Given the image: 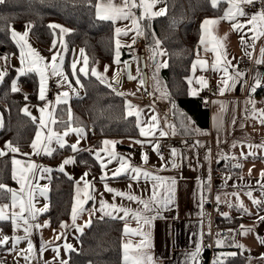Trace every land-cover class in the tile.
<instances>
[{
	"label": "snow or ice",
	"instance_id": "6c2138e0",
	"mask_svg": "<svg viewBox=\"0 0 264 264\" xmlns=\"http://www.w3.org/2000/svg\"><path fill=\"white\" fill-rule=\"evenodd\" d=\"M5 0H0V4H3ZM89 4L92 3V0H88ZM164 0H96L95 4L92 5L95 8L96 17L102 21H111L115 24L117 21L125 20L131 21V26H126L125 28L115 27L114 29V39H115V56L113 63L118 66L116 74L109 80L106 76V73L109 70V66L104 67L103 73L97 71L95 67L90 69L91 75L96 77L100 83L106 84L107 87L112 89V91L117 92V95H125V93L118 92L114 85H119L121 83V75L126 70L128 65L127 61L122 62L120 59L121 52L120 49L122 46L131 48V45H122L121 36H128L129 32H133L134 35L131 37L132 44H135L137 37H142L146 35L147 25L143 24L142 21H151L155 17L163 16L167 12V8H160L155 10L157 5L163 3ZM260 3L261 8L254 12L248 13L246 7L255 6L257 3ZM223 3H226L228 7L223 11V14L215 18H205L201 24V32H208L209 28L207 26L218 25L221 21L232 22L231 27L234 31L243 32L247 27L249 32H252L253 35L249 37L251 43L245 39L246 33L241 35L240 43L241 46L245 48L246 55L250 58L252 56L251 52L247 51V48L255 49L256 41L264 37V0H209L210 7L212 9H218L219 6ZM139 10V15L136 14V11ZM240 17H245L246 22H241ZM250 26V27H249ZM49 28L55 30H60L61 36V48L66 50V45L63 42V34L68 33L70 30L64 28L61 25H49ZM31 29V24L26 25V30L23 33L17 32L14 29L12 30L11 36L15 41L16 45L20 49L19 61L21 67L17 69L18 76L16 79H13L11 82V91L19 92L20 88L18 86L17 80L20 76H24L28 73H37L39 76V90H38V99L44 101V106L40 107L38 111L40 116H31L29 108L26 106L23 111L25 114L31 116L34 123H37V130L35 136L32 139L29 147L31 148V153H21L24 156L31 155H40L41 153L51 156L57 149L53 147V143L57 145L60 149L65 148L66 146L71 149L73 153L81 151L79 144L80 141L86 139L85 128L79 125H75V121L71 112V109L68 108L67 114L68 119H60L56 116V106L60 104H68L69 100V91L59 92L56 96L55 103L47 100V84L51 76L59 77L60 81L58 82L59 86H64L65 84L69 89L75 91L72 86V81L69 80V76L65 74L64 71V57L61 55L60 51H56L51 56V62H45L46 58L43 57L36 49H34L28 41L29 31ZM224 40L227 39V34L223 37ZM161 42L156 39L154 41V47L151 49L152 55L150 59L156 62L157 71L160 67H167V62L156 61L157 56H163L165 53L160 48ZM200 44L205 45V51L211 50L215 53V59L211 64V68L214 71L222 72L220 82L218 84V89L221 95L225 91L234 90L238 84L241 86H247L249 89V96L246 101V104L251 105V109L245 108V111L249 113L252 119L258 120L261 125H264V108H257L256 102L252 98V94L256 93L258 89L264 87V74L257 72L253 76V83L247 85V81L244 80L245 73L236 70L235 66L232 65L231 60L227 59V51L224 45L217 39L211 49H208L203 35L200 39ZM57 41L53 40L52 48H56ZM51 51V49H50ZM81 57H83V66L77 69L78 60H73L71 68V76L75 78V84L81 85L79 73L87 76L88 71V59L84 55V50L81 49ZM7 56H0V60H8ZM264 63V46L259 50V58L255 60L256 65ZM197 64H199L202 70H207L208 62L199 58V52H197V60L193 63L192 69L195 72ZM123 65V66H121ZM231 69V70H230ZM7 75V68L0 70V83H2ZM139 75V69L137 68V75L133 76L132 79L136 80ZM156 80L157 90H159V81L154 76ZM189 84H192L191 78H189ZM196 83L199 84L202 88L207 87V81L203 76L197 78ZM140 86H142L143 81L140 80ZM139 90V88L137 89ZM192 95L197 94L196 89H190ZM135 95V93H131ZM151 95V94H150ZM169 94L164 91L161 94V98H168ZM25 99L27 95L25 94ZM126 118L134 117L136 126L140 129V135L143 137H148L155 135L154 130H159L161 136H166L168 133L160 129V122L156 115H152L147 121L143 117V110L138 106L132 104L131 101H126L125 103ZM46 114V115H45ZM183 115V114H182ZM185 119H189L185 117ZM2 120V118H0ZM235 123V120H233ZM75 125V126H74ZM54 126H62L63 130L60 131ZM173 129L174 134V125H169ZM243 127V125H242ZM199 131V130H197ZM71 134H75L77 139L75 143L68 144L66 137ZM118 141L105 139L101 142V146L98 149H85L89 152H94L95 159L99 163L102 171L100 181L103 184L104 192L112 194L113 202H109L104 198V193L96 192L95 185L92 181L88 180L87 177L90 175V172H85L76 181V195L74 197V202L71 208V225L67 222L61 221L60 229L64 230L69 227L75 228L79 232H83L85 227H89L92 222V217L95 216L97 212L100 213V219L103 220L105 217L112 219H120L124 221V227L122 229V264H157L156 260L150 253L152 247L151 243V231L150 228L160 214L168 210L171 205L176 201V191H177V179L175 177H160L155 175L152 171L142 168L131 163L130 159L125 155L118 153L115 150V146ZM135 143L141 144L142 141H135ZM199 144V142H197ZM244 146V145H241ZM233 148L237 147L236 143H233ZM248 152H240L239 157L235 155L229 156L227 154H222L221 158L225 160H239V158L247 159L248 156H256L257 150H264V141L259 144L248 143L246 145ZM5 148L12 153H19V146L13 145L11 141L5 142ZM156 151L157 155L160 156L161 160H164L163 155L159 151V145H154L153 148ZM210 151V150H209ZM7 153L3 150H0V156L6 155ZM171 160L168 163L171 164L172 168H179V160L183 159V155L176 149H170ZM208 158V157H206ZM142 160L145 164L148 162L147 154H142ZM106 161V162H105ZM113 161H117L119 166L115 169L109 170L111 172V177H109L108 171L105 169L108 168V165ZM13 179L19 185L18 189H13L8 187L4 183H0V198L3 193L9 194V203H0V221H10L13 228V235L11 237L4 235L2 229H0V245H6L11 241L10 251L17 250V246L21 241L27 242L26 249H19L18 255H23L26 261L31 260L32 254L36 251V248L31 239L33 235V230H41L43 228L50 227V222L45 221L44 223L36 222L38 217L44 212L48 211V205L45 204L43 207L36 206L37 195L41 197L47 196L48 187L47 185L41 186L38 183H34L37 178V174H40V178H44L43 174L50 173L52 169L43 167L36 164L32 161L22 162L13 158ZM76 159L74 156H69L65 158L62 163L59 165L58 171L64 172L66 165L75 164ZM19 165V168L17 166ZM233 167L242 168L243 165L239 162L235 163ZM252 169H249V175H251ZM126 176L130 181L139 182L141 179L150 182V188L145 185L143 191L148 192L147 198L142 195H137L132 189V184L129 183L128 191H122L116 188H113L109 185L108 180L110 178H120ZM261 177L264 179V170L261 172ZM72 177H69L71 179ZM231 177L225 178V185ZM243 179V176L240 177ZM260 183V181H258ZM261 188H264V183L260 184ZM204 187H207L210 191V177L209 182L205 186L201 181V208L206 201V197L203 195ZM238 187V186H234ZM249 199L252 200V203L259 207L261 204H264V200H258L252 196V192L249 191L245 193ZM99 195V200L97 201L98 207L95 205L91 209H85L84 205L89 201H95L96 196ZM224 198L222 199L220 194H217L215 201L217 204L224 203L229 208L236 207L243 212L251 215L249 210L244 205L243 201L240 199L239 192L224 193ZM120 197L121 200H126L129 202H134L138 205L136 208L131 206H126L124 203H115L116 198ZM229 197H235V204ZM88 211L89 218L84 221V223L78 224L77 221L81 215ZM122 213V215H121ZM221 215L225 219H230L228 212H223ZM135 221L136 227H130L128 221ZM258 222L264 223V215L258 216ZM23 228V235H17L16 232L18 229ZM55 232V230H53ZM233 229H228L229 233H232ZM254 231V227H245L240 225V234L247 235L250 232ZM211 234L210 232L208 233ZM201 239L196 243L195 249L187 254V259L191 260L193 264H199L198 258L202 251L203 247V236L205 235L201 232ZM217 237H220V233L216 234ZM62 237L66 238V232L61 231L58 235H55L53 241H41L40 254L42 255L47 248L52 247L55 240H60ZM127 239H124V238ZM138 238V239H133ZM231 239L233 241L231 246L243 249L245 246L235 242L234 236H225L223 238H217L215 240L216 247H223L227 240ZM258 242L264 245V237H257ZM211 247V245H208ZM66 252L75 251L71 243H66L63 245ZM53 251L56 253L54 259L59 258L60 248L53 247ZM236 252H220L217 254L216 258L212 261V264H225V261L228 257L236 256ZM261 258H264L262 254ZM45 264H50V262L45 261ZM59 264H68L67 260H59Z\"/></svg>",
	"mask_w": 264,
	"mask_h": 264
},
{
	"label": "crops",
	"instance_id": "0c3cea01",
	"mask_svg": "<svg viewBox=\"0 0 264 264\" xmlns=\"http://www.w3.org/2000/svg\"><path fill=\"white\" fill-rule=\"evenodd\" d=\"M161 5L162 8H165V4L162 3ZM261 6L262 5L258 2L253 7L252 11L250 12L248 11V8L250 6L246 7V11L248 13H254L258 11L261 8ZM227 7L228 5L225 4L224 10H226ZM134 11H136V14L139 15V10H134ZM209 18H215V17H209ZM239 20L242 23L246 22L245 17H240ZM120 21H125V20H120ZM128 21L129 23H131L130 20ZM231 24L232 22L225 20V21H221L218 25L207 26L209 28V31L202 33V35L204 37L208 49H211L213 47L217 39L220 40V42L224 45L227 51V59L231 60L232 65L235 66L236 70L245 73L244 80L247 81V85H251L253 83L252 78L257 72L264 74V63L261 64L263 66L261 69L255 66L249 68L240 65L239 60L246 59L255 62V60L259 58L260 48L264 46V37L256 41L255 49L247 48V51L252 53V56L250 58L248 55H246L245 48L241 46L240 37L241 35H244L246 33L245 39L248 40L249 43H251L249 37H251L253 33L249 32L247 27L243 30V32L234 31L231 27ZM115 27L116 25L114 26V29ZM225 34H227L226 40L223 39ZM122 45H131V48L126 46L121 47L123 51V56H122L123 59L130 54V51L133 49L135 44H132L131 41L130 42L126 41L122 43ZM198 45L199 48L198 50L195 51L196 53L193 63L197 60V52H199V58L208 62L207 70H202L199 64H197L196 70L195 72H193L191 66L189 78H191L192 84L190 85L188 82V90L190 93V89H196L197 90L196 95H203L204 102L209 103V109H208L210 115L209 130L203 132L197 129L193 125L190 119L187 120L185 119V116L182 115V113L179 114L180 118L176 119L175 115L173 114L174 110L171 107L166 106L168 108L167 110L171 112L170 114L171 123L169 125H174L176 127V122L178 126L182 124L187 130L186 134L189 135L188 137H178L176 135V132H174L173 134V129L170 128L169 125H167L164 121H162V114L160 113L159 110L155 108L151 109L149 107L139 106L143 110V112H148L150 116L156 115L158 117L161 130L168 133L167 135L170 134L176 137L177 139L176 149L184 157L183 159H180L178 161L180 167L172 168L171 164L168 163V161L171 160L170 149L165 154H162L164 160H161L160 156L157 155L156 151L153 150L154 145H158L159 140L165 137L159 134V130H155V135L152 136L143 137L140 135L138 138H133L136 139V141L137 140L142 141L143 146H141V144L138 143L131 144V142L121 141L116 144L115 150L118 153H121L125 155L127 158H129L132 164L150 170L155 175H159L160 177H164V178L175 177L177 179V191H176L175 203L171 205L168 210L163 211L160 214V217H158L155 221H153V224L150 228L151 243H152L150 253L156 260L157 264H193L191 260L187 259V254L195 249L196 243L201 239L200 234L201 232H203L205 235L203 236L202 251L198 258V262L200 261L206 246V240L209 239L208 233L210 232L212 227L211 221L209 219V213L206 209V205L210 203H213V206H224L223 212H228L231 218L233 217L244 218L241 225H244L245 227H254V231L248 233L247 235H241L240 227H239L235 242L245 246L243 249L238 248V252L241 253L243 256L247 257L248 263L246 264H249L250 261L253 262L254 264H264L263 263L264 258H261L262 254H264V245L260 244L257 239L258 236L264 237V223H259L257 217L258 212L264 211V204H261L259 207H257L252 203V200L249 199L248 196L245 194L251 191L252 196L254 198L258 200H264V188H261L260 186L261 183H264V179H262L261 177V172L262 170H264V150H257L256 156H248L247 159L239 158L238 161L225 160L221 158L222 154H227L229 156L235 155L236 157H239L241 151H243L244 153L248 152V148L246 147L248 143L259 144L262 141H264V125H261L258 122V120L252 119L249 113L245 111L246 107L248 109H251V105L246 104V101L249 96V89L247 86H241L240 84H238L234 90L225 91L223 95L220 94L218 89V84L220 82L222 72L214 71L211 68V64L215 59V53H213L211 50L205 51V45L200 44V42ZM147 50H148V56L150 58L152 52L150 49H148V47ZM157 61L163 62L165 60L163 59V56H157ZM9 65H10L9 59L0 60V70H3V68H7V72H8L9 69L12 68ZM106 65L109 66V69L113 70V72H115L118 69V67L116 69V65L114 63L106 64L104 62H100L97 64L96 67L97 71L103 73L104 67ZM113 72L111 73V75L113 74ZM17 76L18 74L16 72V77ZM106 76H108L107 73ZM150 76H151V95H152L157 91L156 80H154V76L156 77V75L154 73L153 68L152 69L150 68ZM201 76H203L207 81L208 84L207 87L202 88L199 84L196 83L197 78ZM160 79H161V75H160ZM161 81L162 84L164 85L162 79ZM52 82L54 81L50 79L49 86ZM139 85L140 84L138 85L136 84L135 86H126V87H129V90H132L134 92L135 91L139 92V93H135L139 95L142 94L140 90H137L138 88L140 89ZM55 94H51V95H55ZM54 97L55 96H53V98L50 101L53 104L55 103ZM252 98L255 100L257 108H264V87H261L260 89L257 90L256 93H253ZM221 101H225L224 103L225 106H221V104L219 103ZM151 103H153V98ZM25 107L26 106L24 105L23 109ZM27 107L29 108L30 106ZM57 107L58 105L56 106V110ZM38 109L39 108H37L36 106L29 108V111L31 112V116H36L38 118L40 116V112L38 111ZM0 118H2L1 115ZM233 120H235V123H233ZM2 125H3V121L0 120V129L2 128ZM84 128L86 131V139L80 141L79 147L81 151L79 152H89L86 151L85 149L91 148V141L89 139V128L87 126H85ZM65 139L68 142V144H72L76 142L77 137L75 134H71ZM196 141L197 142L205 141L208 144V151L204 153H199V155L196 156V157L204 158L202 159L205 161V167L203 170L209 169L207 175L208 178L206 179L205 177L204 180L198 177H193L191 166L189 164H186V167H184V160L188 158L189 149L191 147H193V149L195 148ZM233 143H236L237 147L233 148L232 147ZM52 146L55 147L57 150L60 149L57 145H55V143H53ZM0 150L5 151L6 153L10 152L6 148H0ZM31 152L32 150L31 148H29L25 153H31ZM92 153L93 156L95 157L94 152ZM145 153L148 156L147 164H145L144 161L142 160V154ZM51 156L45 155L43 153H41L40 155H31L30 157L21 154L19 156L18 155L13 156V158L20 160L22 162H27L30 160L38 165L52 169L50 173L43 174L44 178H40V174L38 173L37 178L34 181V183H38L41 186L47 185L49 189V182L52 172L58 171L59 165L62 163V161L65 158L69 156H74L76 159V156L74 155V153L71 151L70 148L60 158H51ZM221 161H223L222 169L221 168L217 169L216 167ZM236 161L241 163L243 167L242 168L233 167ZM118 166L119 164L117 161H113L111 164L108 165V168L105 169V171H108L109 177H111V172L109 170L115 169ZM17 168H19V165L17 166ZM249 169H252L251 175H249ZM12 172H13V167H12ZM85 172H90V175L87 177V179L94 183L97 194L103 192L104 198L109 202H113L112 194L104 192L103 184L100 181V177L103 174L102 171L100 170V172L97 175L96 173L91 172L88 168L81 167L77 163V160L75 164L66 165L65 171L63 172L64 174L74 178L75 180L74 197L76 195V181H78ZM229 176L231 177V179H229L227 181V184L225 185L224 183L225 178ZM241 176L248 177L247 182L238 183L241 180L240 179ZM209 177H210L211 188L209 191L207 187H204L203 195L206 197V201L203 204V207L201 208L200 206L201 181L206 186L209 182ZM258 181H260V183H258ZM108 183L111 187L122 191H128V185L129 183H131L132 189L135 192V194L142 195L145 198H147L149 193L143 191V189L145 185H147L149 188L151 186L150 182L148 181H145L143 179H141L139 182L130 181L126 176H122L120 178H110L108 180ZM234 186H238V187H234ZM18 188L19 185L16 183V187L14 189H18ZM232 192L240 193V199L243 201L244 205L249 210L251 215L243 212L242 210L236 207L229 208L224 203H220V204L216 203L215 197L217 194H220L223 199L224 193H232ZM99 198H100L99 195H97L95 201H89L87 204H85L84 205L85 209H91L94 205L98 207L97 201L99 200ZM229 199H231L233 204H235L236 202L235 197H229ZM35 203L38 208L43 207L45 204L48 205V198L47 196L46 198L45 197L39 198V196L37 195V199ZM115 203H124L125 205L131 206L132 208L138 207L136 203L129 202L126 200H121L120 197L116 198ZM99 217H100V213L97 212L95 216L92 217V219ZM220 217L223 216L220 214ZM88 218H89L88 211H85L78 219L77 223L82 225L84 221L88 220ZM0 222H10V221H0ZM36 222L42 224L45 222V220H43L41 216H39ZM67 223L71 225V219ZM128 223L130 227L133 228L136 227L135 221L129 220ZM10 226H11V236H12L13 228L11 222H10ZM86 229L87 227L84 228V230ZM53 230H55V232ZM61 231L66 232V238L62 237L60 240H55L53 246L47 248V250H45L41 255L39 251L41 246V241L42 240L53 241L55 235H58ZM16 234L23 235L24 234L23 228L18 229ZM80 234L81 232L77 231L75 228L69 227L67 229L61 230L60 226L58 228H54L51 224L50 227L43 228L39 231L33 230V235L31 239L36 248V251L32 254L30 262L26 261L23 255L17 254L19 249L27 248V242L21 241L17 246V250L11 251L13 256L16 257L15 260L13 259L11 262H7L2 256H0V264H45V261L50 262V264H59V260L61 259L68 261L70 252H66L64 250L63 245L66 243H71L74 249H77L78 239ZM124 239L127 238L125 237ZM133 239H138V238H133ZM53 247L60 248V255L59 258L57 259H54L56 253L53 251ZM223 247H219L222 249V251L220 252L237 253L236 251L237 247L234 246H231L230 248H227V246H225V248ZM0 250L2 251V248Z\"/></svg>",
	"mask_w": 264,
	"mask_h": 264
},
{
	"label": "trees",
	"instance_id": "16d2710c",
	"mask_svg": "<svg viewBox=\"0 0 264 264\" xmlns=\"http://www.w3.org/2000/svg\"><path fill=\"white\" fill-rule=\"evenodd\" d=\"M88 0H5L0 4V56L18 54V47L12 39V25L26 22L31 24L30 34L45 53H53L60 49L50 48L53 40L60 37L59 29H51L49 25H63L69 28L67 45L69 56L74 47L84 50L88 59L89 74L83 76L84 95L73 98L71 104H60L56 116L67 120L68 108L71 109L75 125L91 127L89 139L91 148H99L103 139L140 136L134 117L126 118L125 100L114 94L106 84L91 75L90 69L97 67L99 62L113 64L115 56L114 24L102 21L96 17L94 5ZM167 12L151 21H142L147 25L143 36L148 49L158 39L167 50V67L160 75L169 94L167 106L171 107L176 119L182 113L193 125L206 132L210 126V115L204 108L203 95H191L188 90V78L195 59L194 50L198 47L202 35L201 24L205 18L219 17L223 14L225 4L218 9H212L209 0H165ZM51 49V51H50ZM124 59V58H123ZM151 65L154 61L151 60ZM16 71L10 68L5 79L0 83V114L3 125L0 129V148H5V142L11 141L19 146V153L8 152L0 157V183L15 188L13 179V156L25 153L35 136L37 123L25 114L23 106L27 103H41L38 99L39 84L36 74L28 73L17 80L29 91L27 99L22 90L11 91V82L16 79ZM63 130L62 126H55ZM178 137H188L186 128L181 124L174 128ZM69 150L68 147L56 150L51 158H59ZM77 163L98 175L101 170L92 152L74 153ZM223 161L217 169H222ZM74 178L53 171L49 182L48 211L41 218L49 220L54 228L61 221L68 222L74 202ZM0 203H9V194L3 193ZM244 218L233 217L225 219L218 215L215 226L233 229L229 236L236 239L238 228ZM124 223L118 219H92L91 225L79 236V245L69 253L68 264H122V229ZM4 235L11 236L10 222H0ZM233 241L227 240L225 246L230 248ZM225 246L223 248H225ZM221 249V248H220ZM236 249V248H235ZM237 255L228 257L225 264H246L247 257L236 249Z\"/></svg>",
	"mask_w": 264,
	"mask_h": 264
},
{
	"label": "rangeland",
	"instance_id": "374dc122",
	"mask_svg": "<svg viewBox=\"0 0 264 264\" xmlns=\"http://www.w3.org/2000/svg\"><path fill=\"white\" fill-rule=\"evenodd\" d=\"M162 3H160V4H158L157 5V7H156V9H154V11L155 10H159L160 8H162V5H161ZM163 4H165V7H166V3H165V1L163 2ZM28 24H30V23H26V22H20V23H14L13 25H12V30L14 29L15 31H17V32H20V33H23L25 30H26V25H28ZM116 25V27H120V28H125L126 26H128V27H130L131 26V23H129V21H117L116 22V24H114V26ZM63 26V25H62ZM64 28H67L66 26H63ZM67 29H69V28H67ZM67 34L68 33H65V34H63V42H64V44L66 45V50H64V49H62L61 48V36L58 38V37H56L54 40H56L58 43H59V46H60V49L59 50H57V51H60L61 52V55H63V57H64V65H63V67H64V71H65V74L66 75H68L69 76V80H71L72 81V86H73V88L75 89V91H72L71 89H69L68 87H67V85L65 84L64 86H59V84H58V82L60 81V78L59 77H55V76H51L50 78H49V80H48V84H47V93H46V95H47V100L48 101H51V99L53 98V96H55L54 97V100L56 99V96H57V94L59 93V92H62V91H69V100H68V104H71V100L73 99V98H81V97H83V95H84V88H83V86L81 87L80 85H76L75 84V78L74 77H72L71 76V68H70V65H71V63H72V61L73 60H78V63H77V69H79L80 67H82L83 66V57H81V52H80V48H78V47H74L72 50H71V53H70V55L68 56L67 55V51H68V45H67ZM134 35V33L133 32H129V34H128V36H121L120 37V39H121V43H124V42H130L131 41V43H132V39H131V37ZM138 38V37H137ZM141 40H142V42L144 43V38H143V36L141 37ZM28 41H29V43L31 44V46L34 48V49H36L43 57H45L46 58V61L45 62H48V63H50L51 62V56L53 55V53H49V54H45L41 49H40V47H39V45L36 43V41L34 40V38L31 36V34H30V31H29V36H28ZM15 42V41H14ZM145 44V43H144ZM18 47V46H17ZM153 47H154V45H153ZM152 47V48H153ZM50 48H52V45L50 46ZM151 48V49H152ZM160 48L164 51V55H163V59L167 62V59H168V57H167V50H166V47L165 46H163V45H161L160 44ZM56 52V51H55ZM120 52H121V56H120V59H121V61L122 62H124V60H125V58L124 59H122V56H123V51H122V49L120 50ZM152 52V51H151ZM19 53H20V49H19V47H18V54L17 55H13V56H10L9 57V61H10V67H12V68H14L15 70H16V72H17V69H19L20 67H21V64H20V61H19V59H18V57H19ZM84 55H85V53H84ZM86 56V55H85ZM87 57V56H86ZM157 58V57H156ZM148 59H149V56H148ZM100 63V62H99ZM135 63H136V65H137V61H135ZM103 65V64H102ZM116 65V64H115ZM121 66H123V65H121ZM117 65H116V69H117ZM150 68L152 69L153 68V70H154V73H155V75H156V77H157V80L159 81V90H157L154 94H152V98H153V103H147V102H141V103H138V102H135V101H133V100H130V99H125V103H126V101H131L132 102V104H134V105H138V106H144V107H149V108H155V109H157V110H159L160 111V113L162 114V121H164L167 125H169L170 123H171V117H170V114H171V112L169 111V110H167L168 108L166 107L167 106V102H168V98H161V94H162V92H164V91H166V86H165V84L163 85L162 84V81H161V79H160V72L162 71V69H164L165 67H160L159 68V70L157 71V68H156V65H151L150 64ZM88 71H89V66H88ZM115 71V70H114ZM113 72V70H111V69H109L108 70V72H107V78H109L110 77V75H111V73ZM35 73V72H34ZM114 73V72H113ZM17 74H18V72H17ZM36 74V77H37V79H38V84H39V76H38V74L37 73H35ZM110 74V75H109ZM79 76H80V82H81V85H83V83H82V81H83V76H85V75H83L82 73H79ZM50 79L52 80V81H54V83H55V85L57 86V91H56V94L55 95H51V93H50V91H49V82H50ZM139 80H137L136 79V81H135V84L134 85H132V86H135L136 84L138 85L139 84ZM17 83H18V86H19V88H20V90H22L23 92H24V94H26V95H28L29 94V91L28 90H26L24 87H22V85H20V83L17 81ZM126 87V86H125ZM123 88L122 89V91L124 92V93H127V94H131V93H139V92H134V91H132V90H129V87H126V88ZM157 89V88H156ZM141 92H142V94L144 93V91L143 90H141V89H139ZM155 98H156V100H155ZM218 102V101H217ZM44 103L45 102H41V103H27L25 106H30L29 108H31V107H34V106H36L37 108H40V107H43L44 106ZM220 104H221V106H225L224 105V103H225V101H221V102H219ZM155 106V107H154ZM164 106V107H163ZM1 115V114H0ZM151 116L149 115V113L148 112H143V119L145 120V121H147L149 118H150ZM55 127V126H54ZM56 128V127H55ZM89 130L90 131H92V129H91V127H89ZM155 131V130H154ZM108 140H114V141H118V142H121V141H127V142H131V144H136L135 143V141H136V139H133V138H130V137H119V138H107ZM104 140V139H103ZM208 151V144L205 142V141H200L199 142V144H197V141L195 142V148L193 149V147H191L190 149H189V155H188V158H186L185 160H184V167H186V164H189L190 166H191V170H192V173H193V177H198V178H200V179H202V180H204L205 179V177H206V179L208 178L207 177V175H208V172H209V169H205V170H203L204 169V167H205V161L204 160H202V159H204L203 157H196V156H198L199 155V153H204V152H207ZM234 151V150H233ZM61 157V156H60ZM59 157V158H60ZM194 158V159H193ZM193 159V160H192ZM193 161V162H192ZM236 163H237V161H236ZM199 168H200V170H199ZM247 179H248V177H245V176H243V179L242 180H240L238 183H245V182H247ZM207 184V183H206ZM39 196V195H38ZM41 196H39V198H40ZM47 198H48V204H49V189H48V194H47ZM209 205H213V203H210V204H207L206 205V207L207 206H209ZM126 206H128V205H126ZM219 206H213V208H218ZM224 207V206H223ZM207 209V208H206ZM207 211H208V209H207ZM223 212V211H222ZM221 212V213H222ZM208 213H209V219H210V212L208 211ZM220 213V214H221ZM219 214V215H220ZM260 215H264V211H260V212H258V214H257V217L258 216H260ZM105 218H109V217H105ZM215 219H216V217L214 218V220L212 221L211 219H210V221H211V226L212 227H214V228H219V229H225V230H227V232H228V229L227 228H222V227H216L215 226ZM43 220H45V221H49L48 219H46V218H43ZM118 220H120V219H118ZM121 221H123V220H121ZM124 223V222H123ZM211 227V228H212ZM88 228V227H87ZM82 233V232H81ZM210 233H211V230H210ZM215 234H217V233H215ZM227 236H229V232H228V234H227ZM208 237H209V239H207L206 240V246H205V249H204V251H203V254H202V257L206 254V248H207V246L209 245V243H210V241H212L213 242V245H214V248H215V250L218 252V253H220V251H222V249H220V248H218V247H216V245H215V240L217 239V238H219V237H217V235H215L214 237H213V239H211V234L209 235L208 234ZM227 242V241H226ZM78 243H79V239H78ZM79 245V244H78ZM7 246H9V247H7ZM2 248V251L0 250V256H2L7 262H11L13 259L15 260V258L16 257H14L13 256V254H12V252L9 250L10 248H11V243H10V241H9V243L8 244H6V245H0V249ZM201 257V258H202ZM201 260V259H200ZM263 263H264V261H263ZM199 264H200V261H199ZM249 264H254L253 262H249Z\"/></svg>",
	"mask_w": 264,
	"mask_h": 264
},
{
	"label": "built area",
	"instance_id": "2783aa9c",
	"mask_svg": "<svg viewBox=\"0 0 264 264\" xmlns=\"http://www.w3.org/2000/svg\"><path fill=\"white\" fill-rule=\"evenodd\" d=\"M253 6H250L248 8V11H252ZM199 46L196 47L194 52L198 50ZM124 61L128 62V65L126 67V70L123 72L121 75V83L119 85H114L117 89L118 92H122V89L125 86H132L135 84V80L132 79L133 76L137 75V68L139 69V75H138V80H142L143 84L142 86L139 85L140 89L144 91L143 94H127L125 95H117V92L112 91L114 94L119 96L120 98L123 99H130L135 102H147L151 103L152 102V95L151 94V76H150V63L148 59V52L145 44L142 42L141 37H138L136 39V43L134 45L133 50L130 53V56L125 58ZM137 61V65L135 63ZM240 65L252 68V67H257L261 69L263 66L256 65L254 61L246 60V59H240L239 60ZM117 70L108 78L111 80V78L116 74ZM57 86L55 85L54 82H52L49 86V91L51 94H55L57 91ZM208 95V94H207ZM205 109H209V103L204 102L203 104ZM92 129V128H91ZM159 145V151L161 154H165L169 149L171 148H176L177 146V139L172 136V135H167L163 138H161L158 142ZM208 211L210 212V219L213 221L215 217H217L223 210V206H219L218 208H213V205H209L206 207ZM215 233H220L219 238H223L227 236L228 232L225 229H219V228H211V239L216 235ZM209 245L211 247L207 246L206 248V254L201 258L200 264H212V261L216 258L218 252L215 250L213 242L210 241Z\"/></svg>",
	"mask_w": 264,
	"mask_h": 264
},
{
	"label": "water",
	"instance_id": "95a60500",
	"mask_svg": "<svg viewBox=\"0 0 264 264\" xmlns=\"http://www.w3.org/2000/svg\"><path fill=\"white\" fill-rule=\"evenodd\" d=\"M156 61H157V58H156ZM154 64H156V62H154Z\"/></svg>",
	"mask_w": 264,
	"mask_h": 264
}]
</instances>
